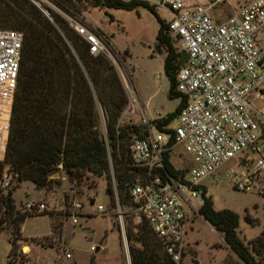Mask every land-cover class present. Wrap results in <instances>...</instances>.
<instances>
[{
	"label": "trees",
	"instance_id": "obj_1",
	"mask_svg": "<svg viewBox=\"0 0 264 264\" xmlns=\"http://www.w3.org/2000/svg\"><path fill=\"white\" fill-rule=\"evenodd\" d=\"M57 1L76 14L87 8L102 11L109 21L112 9L132 11L142 7L154 15L158 23L154 49L165 52L167 97L178 98L179 103L171 113L151 123L160 131H168L170 122L185 104V98L176 91L183 51L173 45L167 24L156 15V8L134 0ZM45 10L52 21L29 0H0V29L23 34L5 153L0 161V173L6 165L12 177L8 188L0 190V231H10L8 256H15V244L26 240L20 227L29 215L16 209L12 197L21 182H31L36 190L52 189L61 184L64 174L72 189L82 184L89 187L83 182L89 175L103 177L109 205L124 206L131 205L130 188L136 176L146 172L132 167L128 147L134 138L143 139L147 135L150 124L119 122L128 97L113 64L104 53L90 54L88 44L61 17ZM106 44L111 46L109 41ZM98 111L104 119V137L97 128ZM57 173L58 177H50ZM157 173L165 180H180L185 175L173 167L169 154L164 156L162 169ZM199 189L201 204L196 214L240 260L234 264H264V229L256 240L244 243L237 233L238 214L228 209L215 210L205 187ZM244 219L251 222L246 214ZM60 226L50 220L53 234L60 233ZM125 235L130 264H177L145 221L136 225L127 222ZM88 264H93L92 257ZM224 264L233 263L225 260Z\"/></svg>",
	"mask_w": 264,
	"mask_h": 264
},
{
	"label": "built area",
	"instance_id": "obj_2",
	"mask_svg": "<svg viewBox=\"0 0 264 264\" xmlns=\"http://www.w3.org/2000/svg\"><path fill=\"white\" fill-rule=\"evenodd\" d=\"M29 1L36 5L39 0ZM134 1L169 14L168 33L178 40L177 50L186 54L176 74V91L185 98L175 119L177 125L160 131L144 119L147 135L134 138L128 147L132 167L146 171L136 176L130 188L133 223L145 221L178 264L185 246L184 207L197 211L200 205L193 201L199 199L201 204L202 179L218 177L224 168L235 191L264 196V112L250 103L252 97L264 102V0H241L222 20L213 18L211 12L227 0ZM71 27L88 44L90 54L105 52L104 41L95 31L78 22H72ZM22 43L21 32L0 29V161L5 153ZM178 144L192 165L182 179L165 180L157 171L162 169L164 156ZM229 163L235 169L226 167ZM1 177L2 191L12 177ZM82 209L79 196L69 193L51 200H27L20 212L62 213L76 227ZM95 211L107 214L102 204H97ZM64 257L71 255L65 253Z\"/></svg>",
	"mask_w": 264,
	"mask_h": 264
},
{
	"label": "rangeland",
	"instance_id": "obj_3",
	"mask_svg": "<svg viewBox=\"0 0 264 264\" xmlns=\"http://www.w3.org/2000/svg\"><path fill=\"white\" fill-rule=\"evenodd\" d=\"M240 3L241 0L223 1L216 6L211 15L222 20L232 14ZM36 5L51 21L45 9L61 17L70 29L73 30L72 22L82 23L98 33L104 44L109 41L111 46L106 45L112 51L113 57L109 56L106 50L104 54L113 64L129 98L119 119L121 124H142L146 119L151 127L154 126L152 120L164 117L176 108L179 99L167 97L168 81L163 71L165 52L154 49L158 23L148 10L142 7L132 11L112 9L109 10L112 21H109L102 11L87 8L76 14L57 0H39ZM155 13L165 22L170 17L162 9H155ZM169 35L173 45L180 47L178 40L170 33ZM250 103L258 107L260 112H264L262 100L252 97ZM176 125L177 121L173 119L169 126L173 128ZM97 128L99 134L104 137L105 124L100 111ZM169 159L175 169L184 173L192 165L181 144L171 150ZM226 167L235 169L231 163ZM224 170L223 168L218 172V177L202 179L200 186L205 187L215 210L228 209L238 214V237L249 244L256 240L264 229V196L235 191ZM3 174L11 176L6 165H3L0 173V184ZM50 177L56 178L55 174ZM88 177L83 182L89 187L82 184L72 189L64 174H61V184L52 189L36 190L31 182H21L12 194L14 205L19 211L27 200H51L63 194L79 193L83 209L78 213L76 227H81L91 235L87 237L83 233H75V227L64 215L30 214L21 224V236L26 240L15 244V256H8L10 231H0V264H3L4 259L6 260L4 264H88L91 257L93 264H130L125 228L127 222L133 223L131 205H109L103 177L91 175ZM91 199H94L93 206L87 204V200ZM193 202L200 205L199 199H194ZM97 204H102L107 214H97L95 211ZM184 211L185 246L179 264H193V260H196L197 264H224L225 260L234 264L235 261H239L225 246L221 236L214 232L196 211L187 207H184ZM245 214L249 217L250 223L244 219ZM50 220L52 224L56 222L61 224L59 234L50 231ZM65 253H69L71 258L66 259Z\"/></svg>",
	"mask_w": 264,
	"mask_h": 264
},
{
	"label": "water",
	"instance_id": "obj_4",
	"mask_svg": "<svg viewBox=\"0 0 264 264\" xmlns=\"http://www.w3.org/2000/svg\"><path fill=\"white\" fill-rule=\"evenodd\" d=\"M104 47H105V50L107 51V53L109 54V56H112V57H113V53H112V51L107 47L106 44H105ZM185 59H186V54H185V52H181V54H180V65L184 64ZM55 176L57 177V176H58V173L55 174ZM93 202H94L93 199L89 200V205L92 206V205H93ZM74 231H75V233H83V234H85L87 237L91 235L90 232H88V231L82 229L81 227H75V228H74ZM233 255L235 256V254H233ZM235 257H236V256H235ZM239 261H240V260H239ZM4 263H6V260H5V259L3 260V264H4Z\"/></svg>",
	"mask_w": 264,
	"mask_h": 264
},
{
	"label": "crops",
	"instance_id": "obj_5",
	"mask_svg": "<svg viewBox=\"0 0 264 264\" xmlns=\"http://www.w3.org/2000/svg\"><path fill=\"white\" fill-rule=\"evenodd\" d=\"M98 34V33H97ZM128 100H129V98H128Z\"/></svg>",
	"mask_w": 264,
	"mask_h": 264
}]
</instances>
